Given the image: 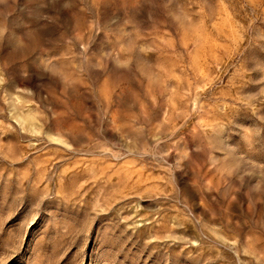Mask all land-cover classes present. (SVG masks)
<instances>
[{
    "label": "rangeland",
    "instance_id": "obj_1",
    "mask_svg": "<svg viewBox=\"0 0 264 264\" xmlns=\"http://www.w3.org/2000/svg\"><path fill=\"white\" fill-rule=\"evenodd\" d=\"M0 264H264V0H0Z\"/></svg>",
    "mask_w": 264,
    "mask_h": 264
}]
</instances>
